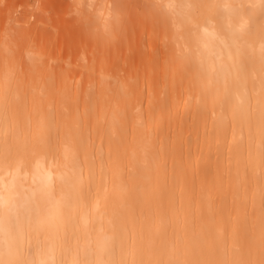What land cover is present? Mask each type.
<instances>
[{
	"label": "bare ground",
	"instance_id": "6f19581e",
	"mask_svg": "<svg viewBox=\"0 0 264 264\" xmlns=\"http://www.w3.org/2000/svg\"><path fill=\"white\" fill-rule=\"evenodd\" d=\"M0 264H264V0H0Z\"/></svg>",
	"mask_w": 264,
	"mask_h": 264
}]
</instances>
